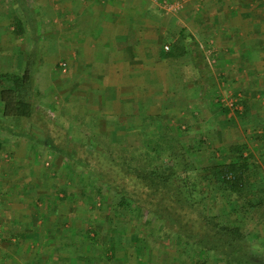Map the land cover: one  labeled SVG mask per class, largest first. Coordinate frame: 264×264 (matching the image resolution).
Returning a JSON list of instances; mask_svg holds the SVG:
<instances>
[{
  "label": "rangeland",
  "instance_id": "1",
  "mask_svg": "<svg viewBox=\"0 0 264 264\" xmlns=\"http://www.w3.org/2000/svg\"><path fill=\"white\" fill-rule=\"evenodd\" d=\"M24 1V6L27 4L30 8L22 11L12 0H0V16L8 17L11 24L13 14L18 13L24 27L23 32L16 36L17 39L9 40L12 36L7 34L4 36L9 42L3 43V48L6 50L0 51L3 64V67H0V74H21L26 70L34 75V95L31 103L37 114H34V118L31 119L33 124L35 121L38 124L33 127L32 124L26 122L27 120L24 125L19 121L13 123L12 119L2 116L0 106V190L2 186L5 188L3 192L0 191V205L11 208L13 205L18 206L19 201L20 205L27 207L31 203L28 198L33 196L31 190L33 189L36 191L34 195L36 199L41 197V201H35L37 202L35 216L41 217L45 205L43 196L48 193L51 195L52 201L49 202L51 227L48 233L50 239L46 241L50 247L49 250H45L48 248L42 245L34 246L35 251L40 248L44 250V253L41 250L44 259H40L37 264H137V259L142 260L143 264H192L194 260L191 249L186 247V251L178 256V249L183 246H176V239L170 238L167 235L168 232L164 233L162 229L164 222L156 221L151 215H146L140 220L133 219L125 211L121 216H113L110 221L102 219L103 215L100 211L105 202L100 200L93 203L89 199L92 196L90 193L87 192L85 196L81 195L80 187L72 186L74 179L80 176L82 178L83 174L78 176L81 171L76 167H72L74 175L71 170L68 175L65 174L67 164H69L66 159L71 157L70 152L62 148L67 143L65 140L71 141L76 146L83 141L86 142L84 135L88 134L91 125L95 126L96 131L108 134L111 138L120 139L124 142L121 144L127 143L130 147L139 146L141 138L138 133L134 132L136 125L133 117L135 115L125 114L127 102L121 103V107L117 108L116 102L109 101L108 105L101 108L99 105L101 100L97 96L92 95L89 98L83 96L91 86L89 82H80L78 85L74 82L67 83L63 72L65 66L62 64L61 53L57 49L58 38L53 34L57 29L52 27L49 30L51 27H48V24L51 21L45 15L46 4L34 3L37 0H30L29 3L27 0ZM176 5L178 8H175ZM157 7L173 14L182 9L179 1L161 2ZM34 14H37L39 18L31 20ZM51 23L52 26L56 24L53 21ZM17 44L22 50L19 53L7 49L8 47L14 48ZM45 44L49 47L46 50L42 49L46 46ZM165 47L169 49V45H165L164 49ZM209 53L206 52L207 55ZM212 55L216 58V51L212 52ZM210 59L211 56L207 63L210 67H214ZM199 63H203L201 57ZM222 92V94L221 92L217 94L218 96L213 98L210 104L199 105L200 108L199 106L195 108L197 114H192L196 118L194 121L188 110L182 116H176L175 111L172 110L170 114L166 108L173 107V105L172 103L167 105L166 103L171 101L163 99L160 102L150 100L149 107L144 108L148 112L138 115L172 117V119H166L173 123L174 134L175 132L178 135L183 134L182 141L185 146L204 140L205 145L210 146L214 153L212 156L209 152L200 151L201 159L195 164L196 169L213 167L223 164L224 161L229 162L228 158L232 156L230 148L245 143L247 151L244 152V156H249V162L254 165L255 174L260 179V183H255L251 187L253 190L257 187L263 188L264 122L258 121V115L254 114L257 111L256 107H251L249 103L247 106L244 105L237 99L235 93L231 94L226 90ZM197 102L200 101L197 100ZM163 103L166 104L165 107ZM244 108L252 112L246 113ZM222 109L228 113L223 114ZM208 119L215 121L211 126L212 129H208L210 125L204 122ZM199 126H202V130H208V133L206 134L205 130L199 131ZM126 136L128 141L125 139ZM54 144L59 148H56ZM222 144L225 146L223 151L215 152L214 148ZM200 174L203 175L205 172H189L185 175L188 183L185 186L186 193L190 203L198 200L200 194L198 176L200 177ZM82 179L85 181V177ZM207 183L209 182L202 184L204 187L202 189L206 190L203 201L206 213L214 210L223 220L240 221L246 228L244 231L250 242L247 252L257 259L261 257L264 259V216L261 223H257L258 218L250 214L244 215V218L243 213L239 212L237 216L235 205L230 202L228 204L221 200V197L218 198L216 188ZM72 191L76 192L71 194ZM66 192H69L67 196L64 195ZM253 197L249 195L244 199L247 201L253 199L251 204H256ZM109 199L111 203L116 201L114 194H111ZM23 211L27 212L26 209ZM189 230V233H194L191 227ZM88 232L90 235L87 237ZM1 234L4 233L0 232V236ZM90 237L97 242H91L88 239ZM110 240L114 245L117 244L116 251L111 259L100 260L98 258L99 246L95 243L106 241L110 245ZM11 243L6 239L0 242V246L6 248ZM138 246L143 247L140 252H136ZM198 249L197 247L196 250ZM7 254V257L0 258V264H15L11 262V253ZM216 257L217 255L213 253L207 255L202 252L200 254V258L207 264H224L219 261V257L217 259ZM19 262L17 264H28L27 260Z\"/></svg>",
  "mask_w": 264,
  "mask_h": 264
},
{
  "label": "crops",
  "instance_id": "2",
  "mask_svg": "<svg viewBox=\"0 0 264 264\" xmlns=\"http://www.w3.org/2000/svg\"><path fill=\"white\" fill-rule=\"evenodd\" d=\"M172 1H179L182 6L175 14L157 7L161 2ZM39 2L46 4L49 21L56 23L52 26L50 22L48 27L57 29L53 34L58 38L57 49L67 83L89 82L91 86L83 96H97L101 108L109 101L116 102L117 108L127 102L125 114L134 116L147 113L144 108L149 107L150 100L163 99L171 101L167 105H173L166 108L169 113L172 110L176 116H182L188 110L197 114L195 108L210 104L217 94L226 90L235 93L244 105L256 107L254 114L258 115V121L264 122V0H37L34 3ZM13 17L20 18L18 13L13 14L12 21ZM7 18L0 16L1 52L6 50L3 43L18 38L14 24ZM37 18L34 14L31 20ZM6 34L12 36L8 42ZM45 45L42 49L46 50L49 47ZM165 45H169L168 50L164 49ZM7 49L18 53L21 50L18 44ZM215 51L216 58L215 53L212 55ZM210 56L215 68L207 63ZM1 61L0 56L3 67ZM249 110L244 108L246 113L252 112ZM204 122L215 123L212 119ZM3 189L4 186L0 191ZM31 190L33 196L28 198L31 203L27 207L19 201L18 206L11 208L0 205V232L4 233L0 242L12 241L6 248L0 246V258L11 253V262L15 264L20 260L37 264L44 259V250L35 251L34 246L42 245L48 248L45 250L50 247L46 241L50 239L51 206L44 207L42 218L36 217V191Z\"/></svg>",
  "mask_w": 264,
  "mask_h": 264
},
{
  "label": "trees",
  "instance_id": "3",
  "mask_svg": "<svg viewBox=\"0 0 264 264\" xmlns=\"http://www.w3.org/2000/svg\"><path fill=\"white\" fill-rule=\"evenodd\" d=\"M15 1V5L22 11L29 9L27 4L24 6L25 1ZM12 24L16 35H20L23 32L21 18L13 17ZM33 76L26 70L21 74L1 73L0 106L2 116L12 119L13 123L19 121L24 125L27 120L28 124L36 127L38 123L35 121L33 124L31 119L37 114L31 103L34 95ZM221 112L228 113L225 109ZM133 118L136 125L134 132L141 138L139 146L121 144L124 142L120 139L96 131L94 125H91L88 134L84 135L86 142L76 146L65 140L67 143L62 148L68 150L71 155L66 159L71 166L67 164L65 174L68 175L72 167H76L81 171L78 176L83 174L85 177V181L83 176L74 179L72 186L80 187L81 195L90 193L92 196L89 199L93 203L100 200L105 202L100 211L102 219L110 221L113 216H121L125 211L133 219L140 220L146 215H151L156 221L164 222V233L168 232L170 238L176 239V246H183L178 249V256L186 251V247L191 249L194 260L192 264H207L200 258L202 252L207 255L216 254V259L219 257V261L224 264H264L262 257L257 259L247 252L250 242L244 231L246 228L240 221L223 220L214 210L206 213L203 204L206 190L202 189V184L209 182L207 185L216 188L218 198L221 197V200L235 205L237 216L240 213H243V217L250 214L258 218L257 223L262 222L264 187L254 190L251 187L260 183V179L255 174L254 165L249 162V156H244L247 145L243 143L230 148L232 156H229V162L196 169L195 164L201 159L200 151L209 152L212 156L214 153L210 146L205 145L204 140L185 146L182 141L183 134H174L173 123L168 120L170 117L166 119L163 115H135ZM191 118L193 121L196 119L192 114ZM211 126L213 124L208 129H212ZM203 130L202 126H199V131ZM205 131L207 134L208 130ZM125 139L127 140V136ZM54 146L58 147L55 144ZM224 147L222 144L215 147L214 151H223ZM196 171L205 174L198 176V200L190 203L186 193L185 186L188 183L185 175ZM75 192L72 191L71 194ZM110 193L114 194L115 203H111ZM68 194L69 192H66L64 195ZM249 195H255L253 198L256 204H251L253 199H244ZM46 198L45 208L52 201L51 195L47 194ZM36 201L41 199L37 198ZM45 208L43 210H46ZM190 227L195 233L194 236L189 233ZM89 235L88 232L87 237ZM88 239L97 242L92 237ZM95 244L99 246L100 260L111 259L116 251L113 242L110 245L106 241ZM142 249L143 247L138 246L136 252ZM137 264H143V261L137 259Z\"/></svg>",
  "mask_w": 264,
  "mask_h": 264
},
{
  "label": "built area",
  "instance_id": "4",
  "mask_svg": "<svg viewBox=\"0 0 264 264\" xmlns=\"http://www.w3.org/2000/svg\"><path fill=\"white\" fill-rule=\"evenodd\" d=\"M176 6H177V7H176ZM176 6H175V8H178V5H176ZM170 8H171V7H170ZM172 8H174V7H172ZM167 49H168V47H165V50H167Z\"/></svg>",
  "mask_w": 264,
  "mask_h": 264
}]
</instances>
